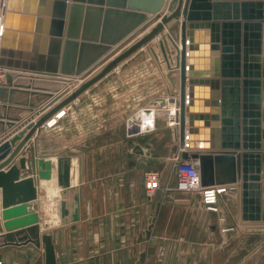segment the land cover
<instances>
[{"label":"water","instance_id":"95a60500","mask_svg":"<svg viewBox=\"0 0 264 264\" xmlns=\"http://www.w3.org/2000/svg\"><path fill=\"white\" fill-rule=\"evenodd\" d=\"M32 1L30 6V0H0V68L6 70V81L0 82L1 99L5 100L7 92L29 93L38 100L53 97L43 111L67 91L54 96L48 88L14 83V71L29 72L34 82H68L73 77L84 79L101 68L29 123L26 135L27 129L2 144L0 160L22 138L0 169L12 162L48 118L161 36L165 61L170 68L179 69L176 133L182 158L194 161L203 186L241 187L244 219L264 223V0ZM174 20L179 22L178 40L171 32L165 33L176 53L172 66L162 34ZM152 24L150 31L120 51ZM36 106L31 101L18 117L7 113L12 105H4L8 127ZM35 163L41 178H52V161L38 158ZM71 164L70 156H58V181L64 187L71 185ZM26 168L27 157L21 156L7 171H0L3 226L10 231L1 236L0 246L42 242L46 264H56L50 233L39 240L18 237L11 231L40 219L39 212L29 209L39 190L34 175L21 177V169ZM73 219H78V213Z\"/></svg>","mask_w":264,"mask_h":264},{"label":"crops","instance_id":"0c3cea01","mask_svg":"<svg viewBox=\"0 0 264 264\" xmlns=\"http://www.w3.org/2000/svg\"><path fill=\"white\" fill-rule=\"evenodd\" d=\"M0 15L2 21L1 10ZM170 27L165 31H170ZM165 39L166 46L174 50L171 41ZM170 55L174 65L176 53ZM100 68L84 79L73 77L68 82L36 78L34 82L29 72L14 71V83L48 88L54 96L67 93L43 111L53 97L38 100L21 92H7L5 100L0 96V146L26 130L29 123L36 122ZM1 70L4 68H0V82H5ZM179 91V69L168 66L156 40L124 59L48 118L12 162L0 169L7 171L21 156H26L27 168L21 169V177L34 175L39 190L38 198L29 202V209L39 212V222L11 231L18 237L39 240L50 233L56 248V264H264V223L244 219L241 187L222 194L219 211H212L201 199L187 200L183 195L186 192L175 189L177 177L170 182L167 172L161 174L158 196L153 198L156 192L151 198L147 196L146 170L155 166L163 173L167 168L165 161L173 166L168 162L173 158L155 151L154 138L166 127L168 115L164 108L173 105L172 99ZM31 101L37 103L35 110L15 120L9 128L4 105H12L7 113L20 117ZM149 110L155 113V124L133 125L138 133L132 135L129 119ZM176 128L174 139L181 146ZM21 139L12 145L11 152ZM132 141L142 148L133 151ZM58 156L72 158L69 187L59 184ZM38 158L52 161L51 179L39 176L40 167L35 163ZM1 191L2 188L0 242L1 236L8 233L3 226ZM174 194H181L180 198L172 199ZM74 213H78L76 220ZM0 258L8 264H46L42 242L0 246Z\"/></svg>","mask_w":264,"mask_h":264},{"label":"built area","instance_id":"2783aa9c","mask_svg":"<svg viewBox=\"0 0 264 264\" xmlns=\"http://www.w3.org/2000/svg\"><path fill=\"white\" fill-rule=\"evenodd\" d=\"M5 70V69H4ZM1 70V73L5 74V71ZM165 107V106H163ZM179 108V107H178ZM170 125L176 127L179 125L178 110L172 106L166 107ZM153 116V113L151 114ZM156 117L150 119V125L154 124ZM130 124H132L130 122ZM145 125V124H144ZM147 125V124H146ZM145 125V126H146ZM182 148L179 154L176 155L178 160V177L176 189L178 191L186 193H198L201 195L202 202L206 205L209 210H218L217 203L221 198L222 194L228 192L232 186H203L201 183V176L199 170L196 168L193 160H184L181 156ZM145 186L148 194L153 195L156 190L160 187V174L158 171L150 170L146 174ZM0 264H8L2 258H0Z\"/></svg>","mask_w":264,"mask_h":264},{"label":"rangeland","instance_id":"374dc122","mask_svg":"<svg viewBox=\"0 0 264 264\" xmlns=\"http://www.w3.org/2000/svg\"><path fill=\"white\" fill-rule=\"evenodd\" d=\"M179 22L176 21L174 22V24L170 27V31L168 32H171L172 35L178 39V35H179ZM166 33V32H165ZM163 33L162 35L164 36V38H166V34ZM157 40V39H156ZM154 40V41H156ZM157 42L159 43V39L157 40ZM160 46V44H159ZM167 47V46H166ZM161 49V48H160ZM168 51H170V54H174L175 53V50H172V48L170 49V46L167 47ZM163 55V53H162ZM171 56V55H170ZM166 100V99H165ZM165 104V103H164ZM170 107V106H169ZM163 109V108H162ZM166 110V108H164ZM167 113V112H166ZM168 115V113H167ZM152 117H155V113H153V116ZM130 121V119H129ZM129 123V122H128ZM155 123V122H154ZM174 126L170 125V121H169V117H168V120H167V123H166V127H163L159 130V135L157 137L154 138V140H156V143H155V151L157 152H160L162 154H165L167 156H170L171 158H173L172 160L170 159L168 162H172L173 163V166L172 167H169L168 166V163L167 161H165L166 165H167V168L165 171H163V173L160 171L159 168H156L155 166L153 167H150L146 170L145 172V175H144V185H145V178H146V174L148 171L150 170H155V171H158L159 174H160V187H161V174H163V176L168 172L169 173V181L173 182L174 178L178 177V160H176V155L179 154L180 150H181V146L178 145V143L175 141L174 139V130H173ZM131 134L134 135V133H138V128H134L133 127V124H131ZM133 140V139H132ZM149 140V138H148ZM132 145H133V151H135L138 146L136 147V144H134V142L132 141L131 142ZM139 145V144H138ZM141 146V145H140ZM142 147V146H141ZM149 147V145H147V148ZM136 148V149H135ZM135 149V150H134ZM174 173L173 176H171L170 174ZM177 185V184H176ZM175 185V187H176ZM159 187V188H160ZM159 188L157 190H159ZM234 188V187H233ZM145 189H146V186H145ZM176 189V188H175ZM157 190H156V193L155 195H153V198L157 197L158 194H157ZM177 190V189H176ZM178 191V190H177ZM230 191V190H229ZM228 191V192H229ZM178 192H181V193H184L182 191H178ZM146 193H147V196L148 198L150 197V195L148 194L147 190H146ZM192 194V193H191ZM180 195L181 194H174L172 196V199H175V198H180ZM184 197H186L187 200H190V201H200L201 199V195L199 194H194L195 196H192V195H189V193H186V194H183ZM151 198V197H150ZM220 201V199H219ZM218 201V202H219ZM217 206L219 208V205L217 203ZM212 211H219L218 210H212ZM228 230H230V227L228 228ZM8 231V230H7ZM10 232V231H8Z\"/></svg>","mask_w":264,"mask_h":264},{"label":"bare ground","instance_id":"6f19581e","mask_svg":"<svg viewBox=\"0 0 264 264\" xmlns=\"http://www.w3.org/2000/svg\"><path fill=\"white\" fill-rule=\"evenodd\" d=\"M167 30V29H166ZM166 33H169L168 31H165ZM164 32V33H165ZM175 36V35H174ZM162 37H164L163 35H162ZM161 38V36L159 37V38H156L157 40L158 39H160ZM156 39H154V40H156ZM165 39V38H164ZM153 40V41H154ZM178 40V39H177ZM165 42H166V39H165ZM171 44H172V42H171ZM179 46L181 47V43L179 42ZM149 47V46H148ZM147 47V48H148ZM172 47H173V44H172ZM169 52V51H168ZM169 54H170V52H169ZM155 55V54H154ZM175 65V64H174ZM173 64H172V66H174ZM175 68V67H174ZM178 99H179V94H178V96H175V97H173V99H172V102H173V105H172V107L173 108H175L176 110H178L179 108V106H178ZM163 106H165V105H163ZM154 111H156V109H152V112H154ZM150 114H152L151 113V111L149 110V111H144V113H140V115H138V116H136V117H133L132 119H130V122L133 124V125H136V124H138L139 125V123H141L143 126L142 127H145V125L146 124H148L149 122H150V119L152 118L151 117V115ZM155 118V117H154ZM145 124V125H144ZM155 124V123H154ZM154 124H151V125H154ZM179 126V125H178ZM178 126H176V127H178Z\"/></svg>","mask_w":264,"mask_h":264}]
</instances>
